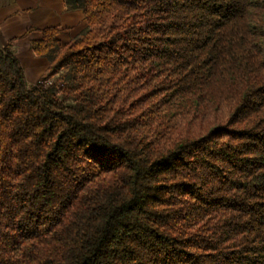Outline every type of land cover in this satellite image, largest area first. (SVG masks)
<instances>
[{
  "label": "trees",
  "instance_id": "trees-1",
  "mask_svg": "<svg viewBox=\"0 0 264 264\" xmlns=\"http://www.w3.org/2000/svg\"><path fill=\"white\" fill-rule=\"evenodd\" d=\"M67 1L0 47V264H264V0Z\"/></svg>",
  "mask_w": 264,
  "mask_h": 264
},
{
  "label": "crops",
  "instance_id": "crops-1",
  "mask_svg": "<svg viewBox=\"0 0 264 264\" xmlns=\"http://www.w3.org/2000/svg\"><path fill=\"white\" fill-rule=\"evenodd\" d=\"M81 3L67 0H0V47L12 43L33 85L48 69L46 57H38L32 42L43 38V30L56 28L57 38L65 46L87 28Z\"/></svg>",
  "mask_w": 264,
  "mask_h": 264
}]
</instances>
